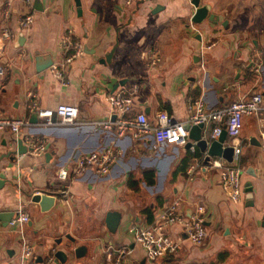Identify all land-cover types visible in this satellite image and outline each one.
I'll use <instances>...</instances> for the list:
<instances>
[{
	"label": "crops",
	"instance_id": "0c3cea01",
	"mask_svg": "<svg viewBox=\"0 0 264 264\" xmlns=\"http://www.w3.org/2000/svg\"><path fill=\"white\" fill-rule=\"evenodd\" d=\"M31 1L0 0V115L29 120L17 135L0 131V264H25V242L35 264H100L123 257L125 248L131 255L123 264H264V0H198L216 18L192 23L193 0H136L131 6L124 0H42L41 10ZM28 14L34 21L23 30L20 19ZM69 34L84 44V54L63 66L60 79L51 65L72 52L66 49ZM149 51L158 58L153 66ZM119 91L131 94V117L143 111L152 126L161 110L185 120L190 99L202 98L212 110L259 93L263 109L242 117L236 138L225 133L231 162L214 157L231 164L240 149L241 201L227 198L218 168L205 163L206 154L189 136L184 146H173L156 144L152 134L120 135L114 125L119 115L108 101ZM29 92L43 108L75 106L78 118L53 126L32 120ZM107 121L110 129L97 125ZM213 125L204 126L207 138ZM17 138L26 145L37 138L46 150L9 155L18 149ZM104 148L120 153L107 175L88 169L77 178H58L60 168L71 170L78 158ZM190 164L195 169L188 177ZM37 193L54 196L55 203L42 206L33 200ZM175 199L185 216L203 206L207 239L193 245L174 224L165 234L179 239L178 251L148 260L129 229L147 226ZM20 208L30 221L11 226L7 218ZM111 212L121 215L116 231L109 228Z\"/></svg>",
	"mask_w": 264,
	"mask_h": 264
},
{
	"label": "built area",
	"instance_id": "2783aa9c",
	"mask_svg": "<svg viewBox=\"0 0 264 264\" xmlns=\"http://www.w3.org/2000/svg\"><path fill=\"white\" fill-rule=\"evenodd\" d=\"M125 4L131 6L136 0H124ZM27 5L32 4L31 0H24ZM11 2H7L5 15L10 14ZM34 21V16L28 14L20 19V27L25 30ZM192 26V25H191ZM6 36H9L6 33ZM66 49L72 52L61 62L51 65L52 72L57 78L64 77L63 66L72 62L75 58L84 54V44L80 41H74L72 35L66 37ZM69 53V52H68ZM150 65H155L158 61L155 52H148ZM5 75L4 66L0 65V85ZM136 88L134 89L135 92ZM27 109L30 113L37 114L38 118L43 121L45 126H53L56 121L61 124H74L78 118V109L70 104H59L55 109L43 108L38 106L37 95L33 92L27 94ZM108 101L112 110L117 112L119 118L115 120V127L120 135L127 130L133 131L135 138L142 139L147 134H152L156 144H169L173 146H184L188 140L187 126L202 124L206 126L213 123L209 139L217 138L223 131L230 138H236L242 127V117L244 115H255L262 108L263 100L259 93H255L249 98H240L233 101L229 106L224 108L208 109L202 98L190 99L187 105L188 115L185 120L178 121L170 116L166 111H159L155 117V124L152 126L143 111L136 112L131 117L132 97L124 91L114 92L108 96ZM29 120L26 118L6 117L0 115V131L10 129L14 134H19L22 127L28 125ZM99 126L106 129L112 127V122H99ZM29 152L35 156L42 155L46 146L44 142L37 138H27ZM240 149L234 150V160L231 164H222L219 160H212L209 165L218 168L222 187L227 198L232 203L241 201L242 188L240 182L241 169L236 163L239 159ZM119 152L112 148H104L98 151L87 153L78 158L74 166L70 169L60 168L58 178L68 180L70 174L74 178L80 177L86 170L94 169L98 174L107 175L112 166L119 160ZM195 169L194 164H190L186 170L188 177L191 176ZM203 206L197 205L193 213L188 216L180 212V201L175 199L168 203L165 208L159 211L157 217L145 227L131 225L129 231L133 235L134 242L140 246L148 260L163 258L172 254L179 249V239L173 240L165 234V230L174 224L180 226L185 238L196 246H201L207 239L208 231L204 225L202 216ZM30 221V214L21 208L11 219V226H21ZM123 257L116 259H106L100 264H123L124 258L131 255V249L125 248L119 251ZM22 260L25 264H35L32 247L25 242L22 246ZM49 261L54 260L50 256Z\"/></svg>",
	"mask_w": 264,
	"mask_h": 264
},
{
	"label": "water",
	"instance_id": "95a60500",
	"mask_svg": "<svg viewBox=\"0 0 264 264\" xmlns=\"http://www.w3.org/2000/svg\"><path fill=\"white\" fill-rule=\"evenodd\" d=\"M76 2L80 5L81 0H76ZM193 6L195 7V11L190 19V22H201L206 16H207V5L204 6H199V1L198 0H193ZM37 3V7H39V9L41 10L43 8L42 6V0H36L35 4ZM208 19L211 22H214L213 20L216 18V16L209 14ZM86 49V48H85ZM116 50V47H114L108 54H106V58L107 60H110V58L114 55ZM52 60L50 59L49 65L50 66L52 64ZM45 63L42 64L40 70L45 69L46 65ZM32 120L37 121L38 120V116L37 114H34L32 116ZM188 129V136L196 141V145L197 147L200 148V150L202 152H204L206 154V157L204 158V161L206 164L210 163L213 159H215L214 157H218V158H223L229 162H231L232 160V153H233V148L231 146H223V141H224V137H225V132L223 131L217 138L215 139H209L207 138V136L204 134L205 128L204 125L199 124V125H193V126H187ZM17 145H18V149L16 151H11V154H24L27 153L29 148L28 146L24 143L22 138H17L16 139ZM48 148V147H47ZM48 157L50 156V154L48 153L47 155ZM5 182V173L4 172H0V187L4 184ZM33 200L35 202H39L42 206L45 205L46 203L48 204H54L55 203V197L46 193H37L35 194V196L33 197ZM14 216V212H11L10 215L7 218V221H11L12 217ZM111 218V221L109 223V228L112 231H116L117 227L119 226L120 223V218L121 215L118 213H114L111 212L109 214V219ZM79 249L76 250V252L78 253ZM56 256L58 258H60L62 260V258L64 257V253L63 252H58L56 254Z\"/></svg>",
	"mask_w": 264,
	"mask_h": 264
},
{
	"label": "trees",
	"instance_id": "16d2710c",
	"mask_svg": "<svg viewBox=\"0 0 264 264\" xmlns=\"http://www.w3.org/2000/svg\"><path fill=\"white\" fill-rule=\"evenodd\" d=\"M182 164H183L184 167L188 165L187 164V161L186 162H183Z\"/></svg>",
	"mask_w": 264,
	"mask_h": 264
}]
</instances>
